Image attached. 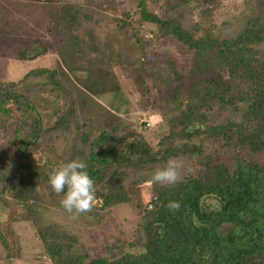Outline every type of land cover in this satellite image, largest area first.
Here are the masks:
<instances>
[{
	"label": "trees",
	"instance_id": "obj_1",
	"mask_svg": "<svg viewBox=\"0 0 264 264\" xmlns=\"http://www.w3.org/2000/svg\"><path fill=\"white\" fill-rule=\"evenodd\" d=\"M166 1L168 5L155 11L148 0H138L141 20L155 25V35L182 43L191 52L192 62L182 69L166 59L168 72L152 66L143 75L151 97H158L156 109L170 131L158 148L136 123L125 132L113 123L95 129L96 111L85 115L88 104L68 89L70 80L58 67L40 65L24 76L25 80L39 79L41 91L61 88L67 91L62 98H71L63 113L57 100H52L55 114L61 115L50 126L26 94V87L19 91L17 83L0 81V112L9 118L17 109L22 112L18 121L23 119L29 126L21 139L22 156L44 144L43 138L49 135L52 148H60L58 163L83 160L99 199L91 212L130 204L128 185L135 183V170L165 163L170 157L203 158L196 175L156 187L155 199L143 209L139 229L145 250L123 251L108 258L92 257L88 250L78 252L74 237L54 225H41L34 217L49 197L63 208L60 202L65 193L57 194L49 183L51 171L58 166L26 158L6 160L0 150V183L16 181L18 199L35 223L52 264H264V50L255 46L264 43V25L248 23L235 38L221 39L215 35L217 0ZM60 8L54 24H49L50 32L73 48L67 58L79 55L77 47L88 49L78 61L92 68L86 69L89 86L102 89L103 79L112 85L113 64L156 65L147 51L151 40L144 37V29L130 32L124 20L102 11L89 13L78 4ZM173 80L178 83L171 86ZM5 161L13 170L5 167ZM204 196L216 199V205L207 206ZM173 201L179 202V208L170 210L168 204ZM0 241L8 246L1 226Z\"/></svg>",
	"mask_w": 264,
	"mask_h": 264
},
{
	"label": "rangeland",
	"instance_id": "obj_2",
	"mask_svg": "<svg viewBox=\"0 0 264 264\" xmlns=\"http://www.w3.org/2000/svg\"><path fill=\"white\" fill-rule=\"evenodd\" d=\"M157 1L158 4L161 2L162 6L168 5L166 0ZM148 3L152 10L160 11L161 5L157 6L153 0H148ZM216 3L220 5V9L214 17L215 35L221 39L235 38L248 23L264 25V0H217ZM63 4H78L89 13L102 11L116 16L120 21L124 20L129 24L130 32L139 27L144 29V37L151 40L147 51L156 65L146 64V68H143L142 62L131 65L113 64L111 71L115 81L112 85L104 84L103 79L100 82V85L104 86L102 89L101 86H89L86 81V69L92 71V68L85 62L78 61L84 58L88 49L77 47L75 50L79 51V55H68L67 58L73 48L68 45V41L50 32L49 24H54L55 13ZM141 19L138 0H0V81L17 83L19 91L26 87V94L41 112L44 123L50 126L63 113L71 98H62L67 91L61 88L51 92L41 91L37 85L39 79L29 77L25 80L24 76L40 65L58 67L70 80L68 89L80 102H86L88 107L92 108H86L85 115L91 114L92 110L96 111L97 116L92 119L94 121L96 118L98 122L97 125L95 121V129L99 130L103 123H113L120 125L125 132L136 123L137 128L145 133L147 140L158 148L160 140L170 131L167 125L163 124V117L156 109L158 97H151L147 88L149 82L144 83L143 75L150 73L152 66H155L158 72L162 68H166L168 72L170 66H167L166 59L173 60L176 66L186 69L192 62V54L179 41L155 35L152 32L155 25L144 24ZM262 30L264 31V26ZM255 46L264 50L263 42L256 43ZM24 54H28V57H24ZM67 59L69 65H66ZM93 77L94 75L90 77L92 81ZM176 83L178 82L173 80L171 86ZM54 99L63 108L59 115L55 114L53 109ZM80 105L82 106L81 103ZM21 113L14 109L8 118L6 113L0 112V150L5 152L6 160L8 157L16 160L26 158L25 160L40 165L46 162L51 165L54 162L59 167L62 164L58 163L60 148H52L53 141L49 135L43 138L46 141L44 144L39 145L37 149H28L22 156L21 139L29 126L23 119L18 121ZM27 115L28 113L24 117L27 118ZM20 122L25 126L20 125ZM7 127L9 132L6 131ZM207 151L211 152L212 147ZM228 155L231 160L233 154ZM177 158L184 160L186 167L191 169L186 171L183 179L187 175H196L203 159ZM4 164L8 170H13L8 161ZM163 165L164 163L151 165L146 169L134 171L135 183L128 185L130 204H121L106 210L98 208L94 210L95 213L88 212L77 216L59 208L56 203H52L53 197H49L45 204L37 208L38 214L34 217L40 220L41 225H54V228L70 234L77 240L76 250H88L92 257L111 258L123 251L141 253L145 250L144 238L141 235L138 237L143 209L149 203L152 204L156 187L161 186L154 183L151 176L155 169ZM4 182L0 183V226L8 246L0 241V264H52L47 249L37 234L35 223L29 217L22 201L18 199L19 187L15 185L16 181ZM205 199L210 208L217 203L214 198ZM98 201L99 199L96 200L97 204ZM148 207L151 208V205ZM114 246L117 248L111 250V253L109 249ZM40 256L42 261L37 259Z\"/></svg>",
	"mask_w": 264,
	"mask_h": 264
},
{
	"label": "clouds",
	"instance_id": "obj_3",
	"mask_svg": "<svg viewBox=\"0 0 264 264\" xmlns=\"http://www.w3.org/2000/svg\"><path fill=\"white\" fill-rule=\"evenodd\" d=\"M186 171L191 169L186 167L184 160L170 157L162 167L154 170L151 179L154 183L171 186L179 183ZM49 183L57 194L65 193L60 203L68 213L78 216L92 211L97 189L83 160L73 159L53 169ZM168 207L178 209L179 202H169Z\"/></svg>",
	"mask_w": 264,
	"mask_h": 264
},
{
	"label": "water",
	"instance_id": "obj_4",
	"mask_svg": "<svg viewBox=\"0 0 264 264\" xmlns=\"http://www.w3.org/2000/svg\"><path fill=\"white\" fill-rule=\"evenodd\" d=\"M206 196H204V198H205Z\"/></svg>",
	"mask_w": 264,
	"mask_h": 264
}]
</instances>
